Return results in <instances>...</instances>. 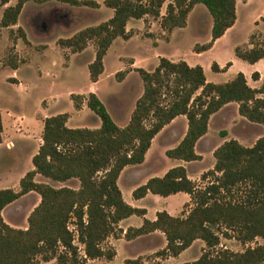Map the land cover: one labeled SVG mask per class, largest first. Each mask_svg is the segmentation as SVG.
<instances>
[{
  "label": "trees",
  "instance_id": "trees-1",
  "mask_svg": "<svg viewBox=\"0 0 264 264\" xmlns=\"http://www.w3.org/2000/svg\"><path fill=\"white\" fill-rule=\"evenodd\" d=\"M0 1L3 5L9 2ZM28 1L42 4L53 0H17L4 8L1 26L15 24ZM56 1L91 8L100 5L96 0ZM164 2L105 0L104 4L113 9L109 19L60 38L58 43L72 52H80L93 42L95 56L88 69L91 81L95 82L104 70V57L112 42L117 37L132 36L127 30L131 19L160 17L161 28L171 31L184 27L195 4H203L212 17L211 39L195 44V52L209 49L236 20V0H173L161 15ZM19 30L25 38V32ZM234 53L255 63L264 58V41L254 43L251 48L236 46ZM230 65L228 61L222 70ZM211 69L221 70L216 61ZM135 70L142 79L143 91L125 126L114 121L94 92L71 94V99L77 109L86 100L101 119L99 127H69L67 112L44 119L43 141L32 157L33 169L20 178L19 190L0 188V264H40V259L46 262L56 259V264H85L88 259H113L115 249L105 248L102 243L110 235L119 237L123 232L118 225L122 219L146 213L145 208L134 207L124 200L118 178L126 166L145 160L153 138L175 117L186 116L187 130L176 146L166 150V155L183 161L200 159L195 149L197 141L207 132L211 116L230 102L237 103L238 113L245 119L264 125V79L259 87H252L240 71L226 82L207 81L201 65L172 61L165 56L150 71L143 67ZM126 73L127 70H120L116 76L123 79ZM252 78L259 79V73L254 71ZM2 131L0 112V143ZM213 155V168L201 175L208 180L202 187L188 176L183 165L172 166L162 176H152L137 186L132 191L136 199L149 192L168 196L182 191L190 195L192 205L185 215L157 211L154 220L144 218L139 227H128L125 237L132 239L160 230L166 245L156 254L165 257L177 256L193 241L202 239L205 247L201 254L180 264H264V244L248 246L243 251L219 246L221 235L233 236L243 244L264 237V136L251 146L235 138L227 139L214 149ZM36 174L47 180H35ZM71 179H77L79 186L52 184ZM31 191L40 195V201L27 218V228L10 225L3 218V209ZM71 221L75 230L69 227ZM75 235L84 245L83 253ZM127 262L139 264L137 259Z\"/></svg>",
  "mask_w": 264,
  "mask_h": 264
},
{
  "label": "rangeland",
  "instance_id": "rangeland-1",
  "mask_svg": "<svg viewBox=\"0 0 264 264\" xmlns=\"http://www.w3.org/2000/svg\"><path fill=\"white\" fill-rule=\"evenodd\" d=\"M16 1L11 0V3L15 4ZM96 1L100 3L97 8L72 6L56 0L42 4L28 1L23 6L15 24L8 27L0 24V109L3 116L6 117L7 112H12V114L25 115L29 118L35 113L43 112L48 104L50 105L48 111L52 115L75 111L71 94L94 91L119 126H125L128 123L135 101L143 91V82L136 70L126 76L129 72L128 66L133 61L131 57H134L137 67L152 70L156 65L154 59L157 54L155 52L156 41L166 38L167 33L162 34L160 17L147 15L141 19H131L127 28L132 32V36L128 39L117 37L112 42L104 57L105 68L99 80L92 82L88 63L95 56L93 42L90 41L82 51L73 53L69 48L60 46L58 40L68 38L79 30L97 25L112 16L113 10L104 4L105 0ZM170 1L173 0H165L163 3L161 8L163 13ZM5 5L0 1V20ZM263 10L264 0H251L247 8L243 3H239L237 27L240 31L236 39L238 42L248 40L250 33L256 27L253 17L257 12L264 16ZM198 16L202 20V30L196 28ZM260 22L264 36V21ZM211 26L212 17L207 8L200 4L190 15L188 25L174 28L171 32L170 43L163 40L158 44L157 49L164 54L173 48L194 54L193 45L195 43H203L210 39ZM19 29L25 32V38L21 36ZM254 37L261 39L257 33ZM214 53L215 57L220 59L229 60L230 57L235 56L234 49L228 44L220 45ZM210 57H212L210 54H206L198 60L207 66ZM188 59H194V57L189 56ZM14 64L18 66L15 74L12 70ZM120 70H127L123 79L116 76V72ZM207 75L210 81H224V77L214 74L210 66H207ZM246 120L238 113L236 102L228 104L212 117L208 135L197 141L195 149L201 155L200 159L187 163L166 155V150L176 146L187 130V118L185 115H180L177 120L154 137L142 163L125 169L120 179V188L124 191L126 198L133 199L131 193L128 196V189L135 185V181L141 184L143 182L140 181L143 179L161 175L178 163L187 166L191 178L199 187L204 186L208 180L202 179L201 175L213 168L215 163L213 151L225 138H235L243 145L251 146L257 138L264 136V125L248 123ZM67 125L97 128L101 125V119L85 105L82 111L74 112ZM223 132L226 133L225 136ZM32 165V162H28L25 156L19 164L14 165L5 147L0 148V174L2 178L5 174L9 175L7 183L14 185L12 187L14 190L20 189L19 183L15 182L20 171ZM131 170H135L136 176L128 179ZM35 180L45 181L47 179L42 175H37ZM52 184L76 188L79 186V181L71 179L63 183L52 182ZM0 185H3V182H0ZM162 198L161 195L150 194L143 200V204L152 207L154 202L163 201ZM39 201L40 195L37 192H28L5 207L2 213L3 218L12 226L27 228V218ZM166 201L173 209H177L181 196H171ZM189 208L190 206H182L177 215H185ZM69 227L75 230L73 221L69 223ZM114 239L115 237L110 235L102 245L105 248L115 249ZM75 242L80 252L83 253L84 245L77 240L76 235ZM162 244L159 238L152 244L145 239H140L136 243L125 239L117 245L119 252L112 263L111 260L101 257L88 259L85 264H131L127 262L129 258L137 259L139 264H180L196 259L205 247L202 239H196L179 255L165 260V256L156 254ZM257 244H264V237L259 236L243 244L233 236L221 235L219 246L233 251H243L246 247ZM149 245L154 247H149ZM124 257L126 258L123 260ZM40 264H56V259L49 262L40 259Z\"/></svg>",
  "mask_w": 264,
  "mask_h": 264
},
{
  "label": "crops",
  "instance_id": "crops-1",
  "mask_svg": "<svg viewBox=\"0 0 264 264\" xmlns=\"http://www.w3.org/2000/svg\"><path fill=\"white\" fill-rule=\"evenodd\" d=\"M98 2V1H97ZM99 3V2H98ZM239 3H243L244 4V7H248L250 6V3H251V0H236V20L234 22V24L229 27L225 33L217 38L212 46L207 49V50H204V51H201V52H195L194 50V54L190 51H182V50H178L177 48H173L171 49L167 54H164V53H161L159 52V50L157 49L158 47V44L165 40L167 43H170V40H171V32L174 30H171V31H165L161 28V31H162V34L165 35L167 33V36L166 38H161V39H158L156 41L157 45L155 47V52H157V54L154 56V59L156 60V65L155 67L157 66L158 62H159V58L161 56H165L167 58H169L170 60L172 61H179V60H185L189 65H201L204 69V72H205V75H206V78H207V81H210V78L208 77L207 75V66H210L211 67V64L213 61H216L219 65V67L221 68L220 71H213L214 74L218 75V76H223L224 77V81H221V82H216V83H222V82H226L230 79H232L238 72H243L246 79H247V82L250 86L252 87H259L262 82H263V79H264V58H261L259 59L258 61H256L255 63H249L239 57H237L234 53V57H230V59H220L219 57H215V51L217 50V48L222 45V44H228L231 48H235L236 46H242V47H246V48H251L253 47L254 43L256 42H260V41H264V36H263V31H261V20L264 21V16L260 13V12H257L254 17H253V20H254V23H255V29L250 33L249 35V38L248 40L246 41H243V42H238L236 39L238 38V34H239V27H237L238 25V22H239V17H238V7H239ZM26 4V3H25ZM24 4V5H25ZM100 4V3H99ZM201 3H197L195 4V6L193 7V9L189 12L188 14V17H187V22H186V25H188V20H189V17L190 15L196 10L197 7H199ZM8 5H13L11 3V0H9L8 3H6L5 7L8 6ZM110 8V7H109ZM112 9V8H111ZM113 10V9H112ZM264 11V10H263ZM165 13V12H164ZM162 11H161V15L164 14ZM113 14V13H112ZM147 16V15H146ZM144 16V17H146ZM141 19V18H140ZM105 21V20H104ZM196 28L198 30H202L203 28V24H202V20L200 18V16H198L196 18ZM130 22V20L128 21V23ZM128 23H127V26H128ZM185 25V26H186ZM184 26V27H185ZM177 28V27H176ZM180 28V27H179ZM128 30V28H127ZM257 33V35H259V38L261 39H256L254 37V34ZM210 39H211V35H210ZM207 40L203 43L201 42H197L198 44H204V43H207L210 41ZM195 43V44H197ZM194 44V45H195ZM193 45V47H194ZM73 53H77V52H73ZM191 53V54H190ZM206 54H210L212 57H210L207 61V66H205L204 62L198 60L199 58H202L203 56H205ZM189 56H193L194 59H188ZM133 59L132 63L128 66L129 67V72L127 73L126 76H128V74H130L131 72L135 71V68L137 67L136 66V62L134 61V57H131ZM94 58H92L93 60ZM91 60V61H92ZM90 61V62H91ZM230 61L231 62V65L226 69V70H222V68L224 67V65ZM89 62V63H90ZM88 63V64H89ZM154 67V68H155ZM105 68V66H104ZM153 68V69H154ZM13 71V74H15V72L18 70V68H12ZM254 71H257L259 73V79L257 80H254L252 78V73ZM102 74V73H101ZM101 76V75H100ZM99 76V78H100ZM126 78V77H125ZM99 80V79H98ZM97 80V81H98ZM93 82V81H92ZM96 82V81H95ZM214 82V81H212ZM89 92H94V91H89ZM89 92H86V93H81V94H84V95H87ZM96 93V92H94ZM97 95V94H96ZM98 96V95H97ZM73 101V100H72ZM232 103V102H230ZM228 103V104H230ZM74 104V103H73ZM228 104L224 105L218 112H216L215 114H213L209 120V124H208V130L207 132L200 138H204L208 135L209 133V130H210V121L212 119V117H214V115H216L217 113H219L224 107H226ZM86 104V100L83 101L82 105H81V108L77 109L75 108V111H67V113L69 114V118L67 120V122L72 118L74 112H80L84 109ZM46 108L43 109V112H40V113H35V115L31 116V117H26L25 115L23 116H20V115H15L14 113L12 114L11 113H8L6 114V117L3 116V113L0 109V112H1V118H2V125H3V131H2V141L0 143V148L1 147H5L8 155L10 156V158L12 159L14 165L15 164H19L21 161H22V158L25 156V158L28 160V162H32V157L33 155L38 151L39 149V146L41 145L42 143V133H43V128H44V119L47 117V116H50L52 115L51 113H49L48 109L50 107V105L48 104L47 106H45ZM75 107V106H74ZM59 113H62V112H59ZM55 114H58V113H55ZM54 115V114H53ZM180 117L177 116L175 117L170 123H173L175 120H177L178 118ZM248 123H251L249 122L248 120H246ZM167 124L163 127V129L170 125ZM162 129V130H163ZM161 130V131H162ZM161 131L159 133H161ZM158 133V134H159ZM157 134V135H158ZM184 136V135H183ZM154 139V138H153ZM199 139V140H200ZM227 139H230V138H225L223 140V142ZM175 159V158H174ZM180 160V159H178ZM183 161V160H182ZM184 162H191V161H184ZM137 165V164H135ZM177 165H183V164H177ZM132 165H128L126 166L119 178H118V185L120 187V179L122 177V174L124 173L125 169L127 167H130ZM176 166V165H175ZM186 170H187V174L188 176L191 178L190 174H189V170L187 168L186 165H183ZM33 169V165L32 167H28L27 169H22L19 173V175L17 176L16 178V181L15 182H18L19 183V180L20 178L28 171V170H31ZM11 170V169H10ZM7 171L8 173L10 172ZM166 172V171H165ZM164 172V173H165ZM7 173V174H8ZM163 173V174H164ZM163 174L161 175H153V176H162ZM39 175V174H36L35 177ZM135 175V170H131L130 171V175L128 176V179H131V178H134ZM8 177L9 175L6 176L5 174V177L2 178V175L0 174V182H3V185H0V188H6V187H14V185L12 184H8L7 181L8 180ZM152 177V176H151ZM150 178V177H148ZM148 178H145L143 179L142 181L140 182H143L145 183ZM3 180V181H2ZM135 185L133 187H129L128 189V196L130 195V193L132 194V191L139 185L143 184H139V182H134ZM121 189V188H120ZM122 191V195H123V198L124 200L129 203L130 205L134 206V207H139V208H145L146 209V213L144 216H140V215H136V214H133V215H130L129 217H126L124 219H122L120 222H119V227L123 229V232L119 235V237H115L114 239V242H113V245H115V251H116V254L115 256L113 257V259H111V263L113 262L114 258L118 255V252H119V248H118V244L119 242L123 241L126 239V241L128 242H131V243H136V241L140 240V239H145L147 242H149L150 244L154 243L158 238L161 239V243L162 246H161V249L166 245V241H165V238H164V233L160 230H155V231H152L150 233H147V234H144V235H140V236H137L135 238H132V239H127L125 237V232L127 230L128 227H139L142 223H143V220L144 218H148L150 220H154L156 218V213L157 211H161V210H166L168 213H170L171 215H174V216H177L178 214V211L180 210V208L182 206H184L185 204H188V206H191L192 205V202L190 201V195L186 192H177V193H174V194H171V195H168V196H163V201L159 200L158 202H154V204L151 206L149 205H145L143 204V200L146 199V197L150 194H154V193H147L144 197L142 198H134L133 196V199L131 198H126L125 196V193L124 191L121 189ZM154 195H158V194H154ZM181 196V201L179 203V206L177 209H173L169 204L168 202L166 201V199H168V197H171V196ZM10 205V204H9ZM8 206V205H7ZM5 209V208H4ZM3 209V210H4ZM3 213V211H2ZM26 228V227H24ZM114 237V236H113ZM149 247H154L152 245H149ZM152 251H156V249H152ZM175 256H167L165 258V260H169L171 258H174ZM126 257L123 258V260L125 259ZM131 259V258H129Z\"/></svg>",
  "mask_w": 264,
  "mask_h": 264
}]
</instances>
